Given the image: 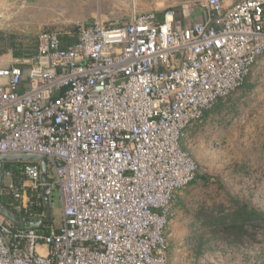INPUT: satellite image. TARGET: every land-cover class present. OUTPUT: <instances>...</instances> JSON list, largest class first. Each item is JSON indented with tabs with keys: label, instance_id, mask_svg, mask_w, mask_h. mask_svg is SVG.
<instances>
[{
	"label": "built area",
	"instance_id": "obj_1",
	"mask_svg": "<svg viewBox=\"0 0 264 264\" xmlns=\"http://www.w3.org/2000/svg\"><path fill=\"white\" fill-rule=\"evenodd\" d=\"M204 4L219 15L185 29L174 8L43 29L33 58L0 67V153L47 155L63 204L44 224L41 163L11 162L0 201L42 224L0 215V264H170L173 204L199 172L185 131L264 53V0Z\"/></svg>",
	"mask_w": 264,
	"mask_h": 264
},
{
	"label": "rangeland",
	"instance_id": "obj_2",
	"mask_svg": "<svg viewBox=\"0 0 264 264\" xmlns=\"http://www.w3.org/2000/svg\"><path fill=\"white\" fill-rule=\"evenodd\" d=\"M6 1L7 8L2 9L0 5V15H4L0 21L3 26L0 50L12 46L18 51L31 52L37 42L33 39L37 37L31 38L34 29L26 26V20L62 19L73 26L77 21L89 22L102 17L123 23L136 10L146 11L156 0ZM6 1L0 0V3ZM183 1L157 0L156 3L158 9H181L185 5L181 4ZM38 33L37 30L34 35ZM247 82L253 86L248 88L246 84L233 92L223 108L220 100L201 121L185 131L184 145L196 160L198 173L206 175L209 182L198 177L182 190L188 205L185 203L187 207H181L179 212L173 211L170 264H253L264 253V225L254 237H248L244 246L232 248L193 220V213L202 203L211 206L222 202L230 206V196L247 199L264 209V53L253 65ZM49 176L56 181L51 164ZM50 205L53 222L60 224L63 204L57 185Z\"/></svg>",
	"mask_w": 264,
	"mask_h": 264
},
{
	"label": "trees",
	"instance_id": "obj_3",
	"mask_svg": "<svg viewBox=\"0 0 264 264\" xmlns=\"http://www.w3.org/2000/svg\"><path fill=\"white\" fill-rule=\"evenodd\" d=\"M32 53L33 52H27V56H33ZM249 75L247 76L241 87L245 86L246 84L248 88H251L253 86V84H249L247 82ZM219 101H217L214 106ZM214 106L212 108H214ZM212 108L205 111L204 117ZM182 145L185 149H187V147L184 145V136L182 138ZM4 170L16 171V164L6 162L4 164ZM14 176L15 180L18 182L19 180L16 177V173ZM198 177L204 179L205 182H209V179L206 175H201L198 173L197 178ZM196 179L194 181H196ZM230 202V206L222 202L215 203L211 206L202 203L197 211L193 213V220H196L199 223L200 227L207 229V231L210 232L213 237L225 240L226 245L232 248H237V246H244L247 243L246 241L248 237H254L256 231L263 227L264 209L252 205L247 199L243 200L234 196H230ZM39 211L46 212L44 224L53 222L50 204H46L44 207L39 208ZM208 248L211 249L212 245H209ZM253 264H264V253Z\"/></svg>",
	"mask_w": 264,
	"mask_h": 264
},
{
	"label": "crops",
	"instance_id": "obj_4",
	"mask_svg": "<svg viewBox=\"0 0 264 264\" xmlns=\"http://www.w3.org/2000/svg\"><path fill=\"white\" fill-rule=\"evenodd\" d=\"M4 1H6V0H4ZM235 1H237V0H225V3L227 6H229L230 4H232ZM156 2H157V0L154 2V5H153L154 7L152 5H150L149 8H146V11L147 10L148 11L155 10L157 12L158 17L162 18L166 9H164V10L158 9L157 8L158 4ZM7 4H8L7 1H6V3L5 2L0 3L2 9L7 8V6H6ZM181 4H185L184 7H182V5H181V7H180L181 9H179V8L176 9L173 7L175 12H176L175 19H174V27L176 29H185L187 27H190L191 25H193L195 22H197L199 20L210 21L212 16L215 17V16L219 15L218 12H215L213 9L206 7L204 4V0H185ZM136 12H145V11H137L136 10ZM11 20L13 21V18ZM26 21L28 24L26 26L32 27L34 29V32H36L37 30L39 32V30L41 31L42 29H69V28L73 27L71 24L67 25L66 21L62 20V19H57V20L56 19L55 20L46 19V20H40V21H38V20H35V21L26 20ZM118 23H120V22H118ZM2 30H3V26H2ZM33 35L31 37L32 39H33V37H37V39L36 38L33 39V40L37 41L35 44L34 50L31 51V52H33L32 53L33 56H27L28 54H27V51L25 49H21L18 51L16 49H14V47L9 46V48H7L6 50H4V49L0 50V67H8L10 65L19 64L23 59L33 58L36 55L37 48H38V35H34V36ZM226 99H228V98L222 99V108L225 107L227 104ZM183 196H184V193L182 191H179L177 193L176 199H175L174 204H173V211L179 212L181 207L182 208L185 207V205L187 203L184 201ZM187 205H186V207H187Z\"/></svg>",
	"mask_w": 264,
	"mask_h": 264
},
{
	"label": "water",
	"instance_id": "obj_5",
	"mask_svg": "<svg viewBox=\"0 0 264 264\" xmlns=\"http://www.w3.org/2000/svg\"><path fill=\"white\" fill-rule=\"evenodd\" d=\"M3 19H4V15L2 14L0 15V21H2ZM0 30H2L1 22H0ZM33 34H36V32H33ZM14 161H35V162L39 161L41 163L43 170V181L47 184V187L45 188L44 191L45 202L49 204L50 195L52 193L51 184L53 183V178L49 176L47 155L39 154V153H17V154L0 153V186L2 184L4 164L6 162H14ZM0 215L10 220L18 228L40 227L42 224L41 217H37L33 221L22 220L20 216L16 215L13 211L5 207L1 201H0Z\"/></svg>",
	"mask_w": 264,
	"mask_h": 264
}]
</instances>
